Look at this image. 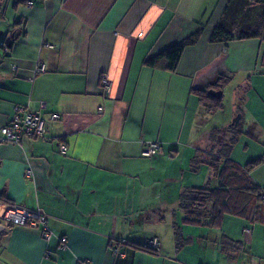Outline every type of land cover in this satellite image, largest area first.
<instances>
[{
	"label": "crops",
	"instance_id": "1",
	"mask_svg": "<svg viewBox=\"0 0 264 264\" xmlns=\"http://www.w3.org/2000/svg\"><path fill=\"white\" fill-rule=\"evenodd\" d=\"M228 1L30 0L14 7L7 0L0 37L5 32L8 41L18 21L25 35L0 58V128L16 107L36 111L44 102L48 139L0 143V194L40 209L51 236L0 220V264H264V205L252 222L226 216L220 230L181 226L183 188L203 187L211 174L206 165L192 172L191 160L207 158L211 131L223 128L208 127L212 114L194 90L221 91V99L232 92L241 140L261 143L255 159L262 162L249 176L264 189V43L209 41ZM200 29L174 72L165 61L145 65ZM39 63L44 73H35ZM103 75L111 83L106 96ZM220 76L231 78L223 90L215 88ZM156 141L160 152L143 157L144 143ZM239 146L231 158L244 166L250 161L234 159Z\"/></svg>",
	"mask_w": 264,
	"mask_h": 264
},
{
	"label": "trees",
	"instance_id": "2",
	"mask_svg": "<svg viewBox=\"0 0 264 264\" xmlns=\"http://www.w3.org/2000/svg\"><path fill=\"white\" fill-rule=\"evenodd\" d=\"M29 1L13 0V6L16 7ZM3 5L4 0H0V22L3 17ZM201 31L200 29L179 43L168 47L155 58L148 60L145 65L155 67L157 62L165 61L164 69L174 72L185 49L198 42ZM9 33L8 41L0 38L1 43L7 44L6 53L3 51L4 47L0 48L1 59L8 58L13 45L25 35L23 22L18 21L13 24ZM247 39H260L264 43V0L254 2L229 0L210 34L209 41L227 43ZM230 82V77L220 76L215 88L223 90ZM238 91L242 94L243 89L238 88ZM193 94L209 114H214L223 107L222 99L210 97L207 90H194ZM238 114H240L239 110L236 112V115ZM240 123L237 125L232 123L226 130H212L213 143L210 154L207 158L201 154L192 158V172H197L203 165H206L211 174L205 186L183 188L179 198V209L182 213L181 226L220 230L226 216L252 222L253 218L261 213L264 205V189L256 185L249 176V173L262 162L261 158L252 160L244 166L238 165L231 158L232 151L243 134ZM157 143L161 149V144ZM0 202L12 204L4 194H0ZM181 237L179 227H175V240L178 245L183 246L186 240ZM224 242L230 241L225 238ZM127 245L137 250L155 253L153 249L145 246L132 243H127ZM233 246H239V244L234 243Z\"/></svg>",
	"mask_w": 264,
	"mask_h": 264
},
{
	"label": "built area",
	"instance_id": "3",
	"mask_svg": "<svg viewBox=\"0 0 264 264\" xmlns=\"http://www.w3.org/2000/svg\"><path fill=\"white\" fill-rule=\"evenodd\" d=\"M28 6H31V2H28ZM45 45L49 47L48 44ZM1 47H4L3 51L6 53L7 44L0 42V48ZM13 69L16 70L17 68L14 66ZM34 71L35 73H44L45 66L42 63H39ZM100 84L105 96L108 95L111 90V83L107 75L101 76ZM45 111L46 104L44 102L39 104V109L36 111L30 110L28 107H16L12 119L0 128V143L18 144L24 138L47 140ZM98 111L103 112L104 108L99 107ZM49 117L53 121L61 119L58 113H51ZM67 151V145L61 143L59 145L58 153L64 156L67 154ZM159 152L160 145L157 142H145L142 147V156L146 158H153ZM0 220L12 227L27 226L30 228H40L43 237L46 239H49L51 236V232L46 225V216L40 209L32 212L17 205L0 202ZM5 227L6 225L4 224L0 225V231H3ZM61 242L64 247L66 239L63 238ZM150 245L156 247L157 240L153 239L150 242ZM115 252H117V250H115Z\"/></svg>",
	"mask_w": 264,
	"mask_h": 264
},
{
	"label": "rangeland",
	"instance_id": "4",
	"mask_svg": "<svg viewBox=\"0 0 264 264\" xmlns=\"http://www.w3.org/2000/svg\"><path fill=\"white\" fill-rule=\"evenodd\" d=\"M254 1L255 0H251V2H254ZM6 3H7V0H4L3 7L6 5ZM6 35L7 34L4 32L0 38L3 39ZM254 99L255 98H253V100ZM222 105L223 107L220 110H218L217 112L212 114L210 118H208V127L210 126H217V127L220 126L221 127L222 126L223 127L222 130H226L232 125L233 121L237 118L236 112L239 109V104L234 106V97H233L232 92L229 91V89L225 90L224 92V96L222 99ZM249 107H252V103L249 104ZM252 109L253 108H251V110ZM240 126H242V124H240ZM263 127H264V124H263ZM255 133H256L255 135L258 136V132L256 131ZM261 134L264 135V132H262ZM218 138H220V136H218ZM238 143L240 144V146L237 147L235 151L234 159H239V161L248 162V161H252L258 156L259 149L261 148V143L259 142V140L257 141L254 139L251 140V139H246V138H243L241 140L240 138V140L238 139L237 144ZM244 144L248 145V147L245 151H242L244 149H241V148L244 147Z\"/></svg>",
	"mask_w": 264,
	"mask_h": 264
},
{
	"label": "water",
	"instance_id": "5",
	"mask_svg": "<svg viewBox=\"0 0 264 264\" xmlns=\"http://www.w3.org/2000/svg\"><path fill=\"white\" fill-rule=\"evenodd\" d=\"M208 95L213 97V98H216V99H221L222 92L221 91H216V90H209L208 91ZM239 118H240V116H237V118L233 121V123L237 124Z\"/></svg>",
	"mask_w": 264,
	"mask_h": 264
}]
</instances>
